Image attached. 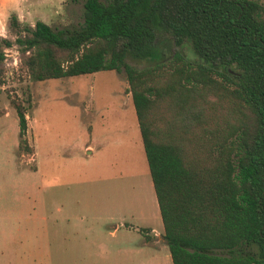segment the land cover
I'll use <instances>...</instances> for the list:
<instances>
[{
	"label": "trees",
	"instance_id": "16d2710c",
	"mask_svg": "<svg viewBox=\"0 0 264 264\" xmlns=\"http://www.w3.org/2000/svg\"><path fill=\"white\" fill-rule=\"evenodd\" d=\"M188 40L199 61L154 56L157 31ZM123 68L172 264H264V1L84 0L77 27L12 14L0 35V92L8 86ZM236 71H230L231 68Z\"/></svg>",
	"mask_w": 264,
	"mask_h": 264
},
{
	"label": "rangeland",
	"instance_id": "374dc122",
	"mask_svg": "<svg viewBox=\"0 0 264 264\" xmlns=\"http://www.w3.org/2000/svg\"><path fill=\"white\" fill-rule=\"evenodd\" d=\"M83 1L0 0V35L12 14L77 27ZM174 51L199 61L188 40L175 45L159 30L154 56L126 62L142 68ZM5 52L33 153L18 148V117L1 91L0 264H172L123 68L17 82V52Z\"/></svg>",
	"mask_w": 264,
	"mask_h": 264
},
{
	"label": "crops",
	"instance_id": "0c3cea01",
	"mask_svg": "<svg viewBox=\"0 0 264 264\" xmlns=\"http://www.w3.org/2000/svg\"><path fill=\"white\" fill-rule=\"evenodd\" d=\"M88 153H90L89 151H87Z\"/></svg>",
	"mask_w": 264,
	"mask_h": 264
}]
</instances>
